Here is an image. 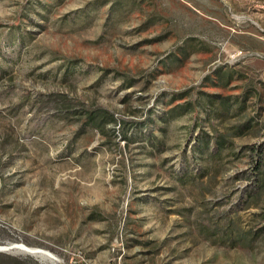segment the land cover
<instances>
[{
    "label": "rangeland",
    "instance_id": "374dc122",
    "mask_svg": "<svg viewBox=\"0 0 264 264\" xmlns=\"http://www.w3.org/2000/svg\"><path fill=\"white\" fill-rule=\"evenodd\" d=\"M15 243L55 260L0 264H264V0H0Z\"/></svg>",
    "mask_w": 264,
    "mask_h": 264
},
{
    "label": "bare ground",
    "instance_id": "6f19581e",
    "mask_svg": "<svg viewBox=\"0 0 264 264\" xmlns=\"http://www.w3.org/2000/svg\"><path fill=\"white\" fill-rule=\"evenodd\" d=\"M15 249V250H20V251H25V252H28V253H38V254H42V255H45L47 256L49 259H53L55 260V258L53 257V255L49 252V251H46L44 249H40V248H30V247H27L25 246L24 244L22 243H15L12 245V247L10 246H0V250H8V249Z\"/></svg>",
    "mask_w": 264,
    "mask_h": 264
},
{
    "label": "trees",
    "instance_id": "16d2710c",
    "mask_svg": "<svg viewBox=\"0 0 264 264\" xmlns=\"http://www.w3.org/2000/svg\"><path fill=\"white\" fill-rule=\"evenodd\" d=\"M91 116L93 117L94 116V114L91 112V111H88V113H87V115H86V117L84 118V119H87L88 120V122L90 121V118H91ZM85 122H86V120H85Z\"/></svg>",
    "mask_w": 264,
    "mask_h": 264
},
{
    "label": "built area",
    "instance_id": "2783aa9c",
    "mask_svg": "<svg viewBox=\"0 0 264 264\" xmlns=\"http://www.w3.org/2000/svg\"><path fill=\"white\" fill-rule=\"evenodd\" d=\"M70 264H75V263H72V262H71Z\"/></svg>",
    "mask_w": 264,
    "mask_h": 264
},
{
    "label": "water",
    "instance_id": "95a60500",
    "mask_svg": "<svg viewBox=\"0 0 264 264\" xmlns=\"http://www.w3.org/2000/svg\"><path fill=\"white\" fill-rule=\"evenodd\" d=\"M10 247H12V245Z\"/></svg>",
    "mask_w": 264,
    "mask_h": 264
}]
</instances>
